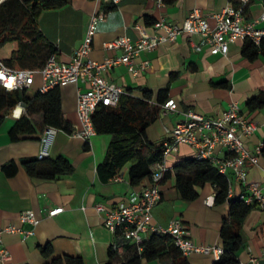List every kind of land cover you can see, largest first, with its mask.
<instances>
[{
  "label": "crops",
  "instance_id": "crops-1",
  "mask_svg": "<svg viewBox=\"0 0 264 264\" xmlns=\"http://www.w3.org/2000/svg\"><path fill=\"white\" fill-rule=\"evenodd\" d=\"M229 0H176L166 4L162 0H120L114 8H105L99 0H68L60 7L45 9L39 16V25L50 44L58 49V58L68 61L82 44L91 16L103 11L94 35L90 57L102 61L107 55L117 56L121 51L105 47V42L120 35L133 39L141 35V25L152 33V24L147 17L158 20L161 17L181 23L188 13L198 8L215 25L214 14L221 11ZM264 0H251L247 15H259ZM198 33H184L177 40L161 44L152 50H143L136 58L137 64L147 61L148 66L134 74L125 63L112 67L106 76L120 84L125 92L142 97V87L153 90L151 105L157 102L159 90L168 87L169 98L177 102V111H167L161 107L146 128L148 138L162 143L170 137V129L183 118V111L194 109L208 116L220 115L230 103L237 101L243 113L257 122L256 131L244 138L245 146L254 152L261 146L259 162L246 165L248 180L264 184V106L250 109L248 98L264 91V54L249 60L242 53L243 40L230 43L227 55L213 53L208 44L201 43ZM1 57V56H0ZM4 58V57H1ZM40 74L27 88V95L34 96L42 86ZM230 85V86H229ZM84 82L68 83L60 86L61 111L69 122L71 132L80 126L77 114L79 89H86ZM0 124V227L8 224L22 225L20 213L35 212L40 219L34 233L27 238L15 233H4L3 242L11 253L8 264H45L50 257L45 256L40 246L50 243L53 254L81 256L86 264H112L120 261L126 264L136 252V244L116 237L102 221L96 204L101 202L113 208L126 199L128 193L140 186L129 181L126 164L117 175L103 180L98 172V164L104 159L112 140L111 133H97L89 143L59 128L49 150V157L66 156L74 165V171L52 179L40 178L27 172L21 159L38 155L44 133V113L27 112L24 102L5 111ZM28 115L36 129L34 138L12 140L9 130L22 115ZM222 150V149H219ZM195 149L180 143L167 155V164L172 167L170 174L161 180L162 197L153 209V222L168 225L173 217H180L188 226L192 239L197 244L220 245V231L223 220L229 216L228 202L216 204V187L211 182L195 186L198 196L193 200L184 199L176 187L177 169L174 165L181 159L194 157ZM14 162L17 170L9 174L4 165ZM231 197L245 191V185L232 178ZM63 206L64 210L54 216L45 215V210ZM241 234L243 245L237 252L239 264H264V208L256 202L246 215ZM113 242L118 244L113 248ZM111 248L114 254L111 256ZM191 264H213L217 259L213 253L193 252L187 256ZM256 261L252 262L251 259ZM140 264H173L170 257L153 259L141 258Z\"/></svg>",
  "mask_w": 264,
  "mask_h": 264
},
{
  "label": "built area",
  "instance_id": "built-area-1",
  "mask_svg": "<svg viewBox=\"0 0 264 264\" xmlns=\"http://www.w3.org/2000/svg\"><path fill=\"white\" fill-rule=\"evenodd\" d=\"M99 1L105 6H117L120 2V0ZM250 2L251 0H229L221 11L214 14V26L198 8L192 9L181 23L169 21L164 17L159 18L152 24V33L146 32L138 24L137 27L141 29V35L138 38L120 35L104 43L106 48L118 49L121 53L117 56L107 55L102 61L90 57L98 22L104 15V10L97 11L92 14L84 40L74 51L70 60H60L57 53H52L45 65L35 70L10 67L0 57V73H3L4 77L0 79V85L7 90L28 88L37 74L42 77L43 83L40 87L42 92L68 83H86L87 88L78 91L77 114L80 126L71 134L89 143L97 134L93 122V114L97 106L99 104L117 106L121 95L125 92L120 84L106 76L108 70L125 63L131 72L138 74L148 66L147 61H141L138 64L136 62L141 51L152 50L161 44L173 42L184 33L200 34L202 44H208L213 53L223 55L228 54L230 43L240 39L250 38L256 44H260L264 37V4L259 15L250 18L247 15ZM9 82H11V88L6 87ZM162 107L167 111L178 110L177 102L173 98H168ZM183 114V118L170 129V137L164 141L161 160L151 165V182L132 189L126 199L113 208H108L101 202L95 207L102 216L103 224L116 237L136 244L139 253L143 252L144 243L152 233H168L185 256L193 252H206L220 258L224 248L220 245L195 243L190 229L182 218L173 217L166 226L153 222V209L162 197L160 182L166 173L172 170V167L167 164V155L180 143L191 145L195 149V158L208 160L227 177L229 194L233 191L232 178H235L246 187L238 197L246 203L256 202L264 208V184L248 180L246 171L248 162L255 164L259 162L261 146L252 152L244 143V138L253 134L258 124L243 113L237 101L231 102L229 107L217 116H208L194 109L183 111ZM58 130L56 126L45 128L38 154L40 158L49 156L51 143ZM63 210V206H55L45 210V215L54 216ZM20 220L23 224H29V227L16 224L0 227V264H8L11 260V253L3 242V234L18 232L23 235V238H27L34 233V228L40 221L32 210L21 212ZM117 247L118 244L113 242V248ZM251 261L255 262L256 259L252 258ZM112 264L123 263L115 261Z\"/></svg>",
  "mask_w": 264,
  "mask_h": 264
},
{
  "label": "trees",
  "instance_id": "trees-1",
  "mask_svg": "<svg viewBox=\"0 0 264 264\" xmlns=\"http://www.w3.org/2000/svg\"><path fill=\"white\" fill-rule=\"evenodd\" d=\"M166 4H173L176 0H162ZM68 0H0V47L8 42L14 43L4 62L14 68L40 69L52 53H58L55 45L49 43L39 25V16L45 9L65 5ZM114 5L105 6L106 9ZM155 19L147 17L146 23L151 25ZM242 53L249 60L264 54V37L260 44L252 39L243 40ZM230 86V85H229ZM142 97H136L129 92L121 95L117 106L99 104L93 114V122L97 133H111L104 159L98 164V172L103 180H109L118 174L121 168L129 164V181L134 186H140L145 180H151V165L163 156V144L155 143L148 138L146 128L155 118L158 110L169 98L168 87L159 90L156 104L151 105L153 90L142 87ZM27 88L7 90L0 85V124L5 111L14 108L19 102H24L27 112L42 111L44 113L45 128L56 126L71 132L69 122L61 111L60 87L56 86L47 91H38L34 96L26 93ZM250 109L264 106V91L248 98ZM45 130V129H44ZM36 129L28 115L22 114L9 130L12 140L34 138ZM21 162L27 172L33 176L52 179L74 171L73 163L64 155L56 158L38 155L24 156ZM5 170L12 174L17 170L14 162L4 165ZM174 168L176 173V187L179 195L188 200L198 196L195 188L197 184L211 182L216 187V204H229V216L223 220L220 231L224 253L213 264H239L237 252L243 245L241 226L254 203H246L239 197L229 195L227 177L208 160L187 157L179 160ZM168 171L164 178L170 174ZM163 178V179H164ZM162 179V180H163ZM142 253L136 249L134 256L126 264H140L141 258L153 259L170 257L173 264H191L180 248L173 242L168 233H152L145 241ZM41 252L50 257L45 264H86L81 256L71 254H53L50 243L40 246ZM114 251L111 248V256Z\"/></svg>",
  "mask_w": 264,
  "mask_h": 264
},
{
  "label": "rangeland",
  "instance_id": "rangeland-1",
  "mask_svg": "<svg viewBox=\"0 0 264 264\" xmlns=\"http://www.w3.org/2000/svg\"><path fill=\"white\" fill-rule=\"evenodd\" d=\"M14 48V43L8 42L7 44L0 47V56L8 57L10 55L11 50Z\"/></svg>",
  "mask_w": 264,
  "mask_h": 264
},
{
  "label": "clouds",
  "instance_id": "clouds-1",
  "mask_svg": "<svg viewBox=\"0 0 264 264\" xmlns=\"http://www.w3.org/2000/svg\"><path fill=\"white\" fill-rule=\"evenodd\" d=\"M4 77H3V73H0V79H3ZM11 82H9L7 85H6V87H9V88H11Z\"/></svg>",
  "mask_w": 264,
  "mask_h": 264
}]
</instances>
